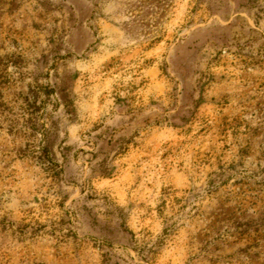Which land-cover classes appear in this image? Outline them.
<instances>
[{"label":"rangeland","instance_id":"1","mask_svg":"<svg viewBox=\"0 0 264 264\" xmlns=\"http://www.w3.org/2000/svg\"><path fill=\"white\" fill-rule=\"evenodd\" d=\"M0 264H264V0H0Z\"/></svg>","mask_w":264,"mask_h":264},{"label":"trees","instance_id":"2","mask_svg":"<svg viewBox=\"0 0 264 264\" xmlns=\"http://www.w3.org/2000/svg\"><path fill=\"white\" fill-rule=\"evenodd\" d=\"M167 233V232H166Z\"/></svg>","mask_w":264,"mask_h":264}]
</instances>
